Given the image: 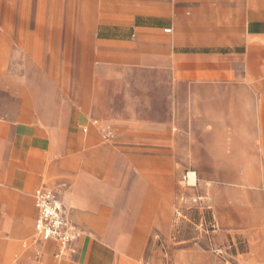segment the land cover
<instances>
[{"label": "crops", "instance_id": "crops-1", "mask_svg": "<svg viewBox=\"0 0 264 264\" xmlns=\"http://www.w3.org/2000/svg\"><path fill=\"white\" fill-rule=\"evenodd\" d=\"M75 2L0 0V264H140L186 171L219 225L264 231V0Z\"/></svg>", "mask_w": 264, "mask_h": 264}, {"label": "rangeland", "instance_id": "rangeland-1", "mask_svg": "<svg viewBox=\"0 0 264 264\" xmlns=\"http://www.w3.org/2000/svg\"><path fill=\"white\" fill-rule=\"evenodd\" d=\"M68 25L76 28L75 21ZM193 185L194 175L186 171L172 220L165 229L150 231L140 264H264V231L223 228L214 218L209 200L194 191Z\"/></svg>", "mask_w": 264, "mask_h": 264}, {"label": "built area", "instance_id": "built-area-1", "mask_svg": "<svg viewBox=\"0 0 264 264\" xmlns=\"http://www.w3.org/2000/svg\"><path fill=\"white\" fill-rule=\"evenodd\" d=\"M39 211L37 231L44 241H57L63 247L69 245L79 236L74 232L65 218L59 195L50 189L39 188L35 193Z\"/></svg>", "mask_w": 264, "mask_h": 264}]
</instances>
